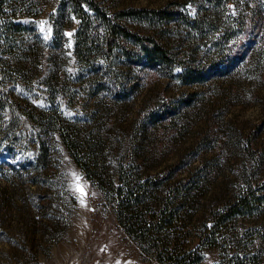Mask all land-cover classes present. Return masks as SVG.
Wrapping results in <instances>:
<instances>
[{"label": "rangeland", "instance_id": "1", "mask_svg": "<svg viewBox=\"0 0 264 264\" xmlns=\"http://www.w3.org/2000/svg\"><path fill=\"white\" fill-rule=\"evenodd\" d=\"M0 10V264H169L120 223L113 192L131 165L145 177L191 178L183 242L210 235L243 194L201 264L264 260V0H7ZM129 8L174 13L129 18L138 36L110 51L103 17ZM4 9V10H3ZM154 39H151V38ZM166 48L164 60L147 54ZM79 133L88 176L61 126ZM110 191V192H107Z\"/></svg>", "mask_w": 264, "mask_h": 264}, {"label": "trees", "instance_id": "2", "mask_svg": "<svg viewBox=\"0 0 264 264\" xmlns=\"http://www.w3.org/2000/svg\"><path fill=\"white\" fill-rule=\"evenodd\" d=\"M7 0H0V10ZM72 1L74 9L82 19V27L79 33L77 54L82 60L88 59V42L86 32L89 30L91 20L84 7V0ZM4 10V9H3ZM173 18L175 15L170 11L129 8L117 11L113 16L104 15L107 46L112 51L120 46L121 40L136 35L127 23L129 18ZM151 39H154L153 37ZM166 48L157 43V47L149 51L147 56L151 60L167 58ZM70 124L61 126V134L69 149L74 153L78 163L86 170L91 178H97L107 171L104 167L93 165L84 161L82 157L83 147L79 133ZM135 166L124 168L120 176V182L107 181L101 178L99 185L113 192L112 198L117 203L118 217L126 231L136 240L144 244V250L154 254L161 262L169 264H201L204 251L218 246V231L228 219L235 214L251 207L252 194L247 192L240 196L237 201L220 211L210 229V235L203 239L201 245L193 248L183 242L188 218L187 207L193 203L191 178L174 180V168L166 177L146 175L143 177ZM107 191V192H110ZM190 215V214H189ZM187 228V227H186ZM219 264H264L257 254L228 256Z\"/></svg>", "mask_w": 264, "mask_h": 264}]
</instances>
